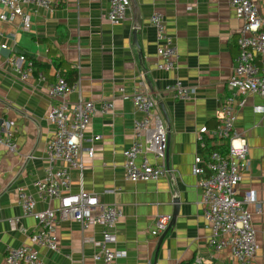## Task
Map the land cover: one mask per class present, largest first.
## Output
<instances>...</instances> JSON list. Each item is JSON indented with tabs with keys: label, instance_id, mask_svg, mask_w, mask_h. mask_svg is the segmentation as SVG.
Listing matches in <instances>:
<instances>
[{
	"label": "crops",
	"instance_id": "crops-1",
	"mask_svg": "<svg viewBox=\"0 0 264 264\" xmlns=\"http://www.w3.org/2000/svg\"><path fill=\"white\" fill-rule=\"evenodd\" d=\"M136 1L138 45L133 37V7L125 21L111 25L106 20L109 0H52L53 10L25 6L28 31L19 16L0 23V115L16 144L13 152L0 147V264H5L8 248L30 244V235L38 228L35 219L24 215L19 191L33 195L37 211L59 204L42 200L34 186L51 166L46 147L54 134L48 122L54 103L48 91L57 72L73 87L68 95L71 104L91 101L96 109L83 139L84 148L94 147L95 157L90 160L84 153L83 171H69L70 192L85 191L122 210L110 247L126 257L114 264H236L231 249L215 253L208 247L202 191L192 170L196 157L207 158L210 148L227 152L224 143L202 148L198 132L217 125L239 54L242 22L229 0ZM256 1L263 9L264 0ZM155 12L165 17L168 34L179 49L174 71L157 68L159 44L150 24ZM2 13L6 12L0 7ZM18 57L37 64L25 82L20 73L26 63H11ZM176 81L193 90L190 101L165 91ZM136 91H145L157 101L169 131L168 172L155 182L133 183L125 178L123 153L132 144L135 122L141 119L131 100ZM240 99L244 106L238 108L235 130L246 138L249 155L237 199L255 196L248 205L259 245L255 264H264V114L254 112L262 100L255 95ZM105 102L113 103L112 111L102 112ZM94 137L100 140L94 142ZM52 167L57 170L65 164L57 161ZM165 216L174 217L172 226L165 235L153 236L157 220ZM13 220L18 221L15 229ZM56 231L59 252L38 248L46 264H103L94 259L103 240L102 226L83 229L58 218Z\"/></svg>",
	"mask_w": 264,
	"mask_h": 264
},
{
	"label": "built area",
	"instance_id": "built-area-1",
	"mask_svg": "<svg viewBox=\"0 0 264 264\" xmlns=\"http://www.w3.org/2000/svg\"><path fill=\"white\" fill-rule=\"evenodd\" d=\"M235 16L242 22L239 33V54L235 60L232 74L228 80L229 95L221 103L217 125L213 128L204 126L198 132L199 144L206 148L208 143H224L226 154L219 151L210 152L207 158L196 157L193 175L197 177L198 187L202 191L201 204L204 219L210 230L208 247L215 253L231 249L236 264H255L259 250L257 232L253 226L248 205L255 202V196L248 194L242 200L237 199V192L247 169L249 146L247 140L235 130L238 108L244 106L240 98L255 95L262 104L254 107L256 114H264V8H260L256 0H229ZM110 8L106 20L111 25L125 21L132 9L130 0H109ZM35 6L53 10L52 0H0V7L6 13L0 14V23L14 17H21L25 30H29V22L23 8ZM150 24L157 33V68L163 71H174L179 63V49L176 41L168 34L165 17L159 12L152 14ZM15 66L26 63L21 80H29L34 67L24 57L11 61ZM41 80H44L40 76ZM73 89L60 73L55 75L48 91L54 105L51 107L48 122L54 128V134L46 147L51 163L44 180L35 183L38 196L44 201H58L56 209L36 210V199L33 195L19 191V202L23 213L35 219L37 230L30 235V244L6 250L5 264H46L41 258L38 248L51 252L60 251L57 235L58 218L62 221L76 222L83 229L100 225L104 228L100 252L96 261L103 264H114L118 259L126 257L124 252L113 250L115 243L113 229L122 219V210L115 205L100 202L95 195L85 191L71 193V177L69 171L84 169L83 155L93 160L95 149L84 148V134L96 113L91 101L79 100L71 104L68 95ZM165 91L175 98L190 101L193 90L183 86L180 81L168 86ZM131 100L141 119L134 124L131 146L124 150L125 178L129 182H155L168 172V130L165 120L155 101L147 92L136 91ZM112 102L102 105V112L113 110ZM100 140L94 137L93 141ZM0 147L9 151L16 150L13 133L3 123L0 115ZM57 161L65 164L64 168L54 170L52 165ZM16 220L11 221L13 229ZM172 222V216L157 220L151 234L159 237L164 234Z\"/></svg>",
	"mask_w": 264,
	"mask_h": 264
},
{
	"label": "water",
	"instance_id": "water-1",
	"mask_svg": "<svg viewBox=\"0 0 264 264\" xmlns=\"http://www.w3.org/2000/svg\"><path fill=\"white\" fill-rule=\"evenodd\" d=\"M130 2H131V5H132V7H133L134 15H135V19H134V25H135V26H134V32H133L134 43H135L136 45H138V42H137V31H138V28H139V21H138L139 7H138V4H137V1H136V0H130ZM164 115H165V114H164ZM165 116H166V115H165ZM167 132H168V139H169V131H167ZM176 202H177V201H176ZM173 222H174V217H173V219H172V222H171L169 228L172 226ZM169 228H168V230H169ZM168 230H167V231H168ZM167 231H166V232H167ZM166 232H165L163 235H165Z\"/></svg>",
	"mask_w": 264,
	"mask_h": 264
},
{
	"label": "trees",
	"instance_id": "trees-1",
	"mask_svg": "<svg viewBox=\"0 0 264 264\" xmlns=\"http://www.w3.org/2000/svg\"><path fill=\"white\" fill-rule=\"evenodd\" d=\"M32 64H33V67L34 68H36L37 67V64L35 63V62H33L32 61ZM40 69H41V67L38 69V71L40 72V73H44V72H41L40 71ZM64 79H65V77H64V75L62 76ZM66 80V79H65ZM76 80V77L73 79V81H75ZM67 81V80H66ZM68 82V81H67ZM69 83V82H68ZM219 149H221V147H212V148H210L209 150H210V152H214V151H219ZM221 154H225V152L224 153H221Z\"/></svg>",
	"mask_w": 264,
	"mask_h": 264
}]
</instances>
